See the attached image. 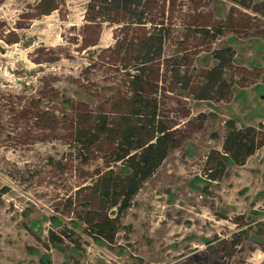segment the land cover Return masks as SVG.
<instances>
[{
    "label": "rangeland",
    "instance_id": "1",
    "mask_svg": "<svg viewBox=\"0 0 264 264\" xmlns=\"http://www.w3.org/2000/svg\"><path fill=\"white\" fill-rule=\"evenodd\" d=\"M54 6L43 14L41 0H0V264H264V0ZM226 48L228 90L198 100ZM130 75L152 79L181 142L110 242L88 220L118 213L101 208L94 182L98 168L122 165L105 136L89 152L75 136L83 122L130 114ZM246 126L261 130L262 146L243 165L208 160Z\"/></svg>",
    "mask_w": 264,
    "mask_h": 264
},
{
    "label": "trees",
    "instance_id": "2",
    "mask_svg": "<svg viewBox=\"0 0 264 264\" xmlns=\"http://www.w3.org/2000/svg\"><path fill=\"white\" fill-rule=\"evenodd\" d=\"M55 2L56 0H41V4L47 7L43 14H50L56 10ZM100 3L105 7L117 5V11L123 10L127 13L130 11L129 6L133 4V0H100ZM91 22H96V17ZM203 33L207 36L210 34V30L203 31ZM149 40V43L152 42V45L149 46L151 50L155 44L153 45L152 38ZM161 53L162 40L158 42V56H161ZM233 55L231 48H226L215 54L218 63L203 75L204 85L197 92L198 100H207L214 92L224 93L228 90L224 76L225 72L234 66ZM239 72L242 75L255 74L258 80L263 74L261 69L249 70L241 67ZM130 78L132 88L129 98L130 114L121 115L119 120L112 122L104 116V118L96 120V125L92 126L83 122L75 136L79 147L86 152L91 151L101 137L105 136L108 142L114 146L112 155L115 162L122 165L118 172L110 167L106 170L98 168L96 171L98 178L94 182L101 208H116L118 213L113 217L108 213L104 215L98 213L95 218L88 220L90 223L96 221L93 229L110 242L115 239L120 213L130 206L142 184L153 176L170 151L178 147L181 142L177 131L161 114L160 104L155 98L156 89L154 90L152 87V79L145 75H130ZM134 120L135 122H133ZM261 135V130L255 126L232 127L225 137L223 153L219 150H212L208 155V160L218 161L220 168L224 167V164H228L229 161L243 165L247 158L262 146ZM213 177L215 179V176ZM100 211L97 210V212ZM55 238V235L52 234V239L58 240Z\"/></svg>",
    "mask_w": 264,
    "mask_h": 264
}]
</instances>
